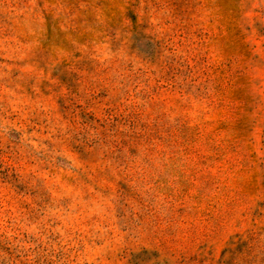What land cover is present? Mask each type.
<instances>
[{
  "label": "rangeland",
  "instance_id": "rangeland-1",
  "mask_svg": "<svg viewBox=\"0 0 264 264\" xmlns=\"http://www.w3.org/2000/svg\"><path fill=\"white\" fill-rule=\"evenodd\" d=\"M0 264H264V0H0Z\"/></svg>",
  "mask_w": 264,
  "mask_h": 264
}]
</instances>
